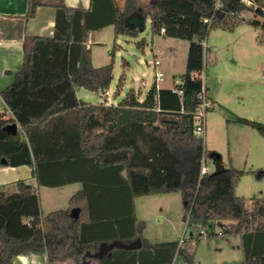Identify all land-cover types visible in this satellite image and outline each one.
Segmentation results:
<instances>
[{
	"label": "trees",
	"instance_id": "16d2710c",
	"mask_svg": "<svg viewBox=\"0 0 264 264\" xmlns=\"http://www.w3.org/2000/svg\"><path fill=\"white\" fill-rule=\"evenodd\" d=\"M215 2L91 0L89 8H79L65 0H28L26 19L35 17L40 6L55 8V31L52 37L25 38L22 66L1 91L24 136L8 132L10 121L0 115V165L2 159L5 165H30L38 185L55 186L69 180L60 176L52 181L49 173L69 174L81 164H95L103 173L118 174L127 189L123 196L95 202L84 188L71 196L66 209L40 215L33 184L18 180L13 192L0 185V264H13L24 253H46L49 263L75 264H172L178 254L194 264V253L178 241L139 249L114 246L101 258L92 255L103 242L128 244L135 239V197L170 192L180 193L188 226L200 230L213 221L240 223L244 257L233 264H264V220L251 228L255 218L264 217V201L258 200L251 217L245 197L236 192L245 170L230 166L200 175L205 143L196 132L195 115L200 95L207 91L201 77L206 39L214 28L233 32L249 22L261 30L264 42V23L245 14L256 12L262 18L261 8L254 11L240 0H223L217 9ZM147 19L152 38L164 28V35L189 41L185 71L174 77L181 81L182 96L159 88L155 80L143 101L133 90L118 105L79 98L76 86L106 92L113 80L114 50L108 64L93 66L85 44L89 32L112 25L115 36L135 38ZM210 102L208 110L215 108ZM235 121L264 136V122L239 116ZM73 208L80 210L77 218L71 216ZM30 217L31 225L18 226ZM93 230L102 234L93 235Z\"/></svg>",
	"mask_w": 264,
	"mask_h": 264
},
{
	"label": "rangeland",
	"instance_id": "374dc122",
	"mask_svg": "<svg viewBox=\"0 0 264 264\" xmlns=\"http://www.w3.org/2000/svg\"><path fill=\"white\" fill-rule=\"evenodd\" d=\"M245 14L264 23L262 18L256 17L251 11H246ZM260 31L249 22L238 26L233 32L214 28L204 44L205 63L208 68V78L205 77L204 84L209 95L211 91H218L220 98V104L206 112V130L200 135L205 143L204 156L211 173L230 166L245 170L236 192L239 196L245 197L250 214L256 212L255 206L258 200L264 201V136L235 120L239 116L264 122V42H260ZM153 38L166 52L159 57L161 65L157 66L158 70L169 68L170 71L162 85L172 86L173 76L179 78L185 71L189 41L167 35H155ZM100 39L103 44L94 46L98 57H105L114 50V53H122L134 68L133 71L131 69L126 71L122 93L126 95L132 87L136 91L141 87L146 93L154 79V69L151 65L155 62L150 22H146V28L140 32L138 38L126 35L115 36L109 31L103 33ZM214 73L222 77L221 83L214 81L212 77ZM121 74V70L117 68L114 89L111 91L113 98ZM82 93L88 98H84ZM77 96L93 104L102 102L100 92L83 87H78ZM213 153L218 154L219 161H214ZM74 188L75 186L65 187L59 189L56 194H43L41 211L47 214L53 210L66 209L69 197L75 192ZM171 196L174 199L170 210L172 215L176 214L178 217L177 222H174L179 231L176 239L181 246H185L182 242L189 239L186 247L194 253V264H217L219 259L227 261L237 256L243 259L242 251L236 256H228L229 249L218 254V257L215 240L227 243L236 239L231 236L214 239L211 235L198 239L199 230L187 226V222L182 221L185 210L180 193L175 192ZM146 198L135 199V215L139 221L143 220L146 223L145 234L152 240L167 237L170 239L173 236L169 235L173 232L174 223L172 228L170 227L172 229L170 232L169 227L161 223L162 217L158 214V206L146 201ZM26 223L27 219L24 218L18 226H26ZM192 236L194 239L191 238ZM174 259V264H188L181 255L176 254Z\"/></svg>",
	"mask_w": 264,
	"mask_h": 264
},
{
	"label": "crops",
	"instance_id": "0c3cea01",
	"mask_svg": "<svg viewBox=\"0 0 264 264\" xmlns=\"http://www.w3.org/2000/svg\"><path fill=\"white\" fill-rule=\"evenodd\" d=\"M65 2L68 6L79 7V8H89L91 0H65ZM27 8H28V0H0V101H1L0 115L2 116L4 120H9L10 121L9 123L15 122V121H12L14 119V114L7 107L6 103L2 99L1 91L4 90L7 86H9L14 81L15 72L18 71L22 66L23 58H24V49H23L24 40L26 37H32V36L52 37L55 31V15H56L55 8L50 7V6H40L37 8V13L35 17L26 19L25 14L27 12ZM147 21H149V19H147ZM109 31H112V33L114 34V28L112 25L106 26L100 30L91 31L89 32V35L85 42L86 47L89 48L91 51V62L93 66L95 67L108 64L111 61L112 57L110 53L106 55L105 57H98L94 51V46L103 44L102 39H100L101 35L105 32L109 33ZM160 35L162 36L164 35V33ZM151 42H152V53L155 56V61L159 60L160 63L158 65H161V60L159 59V57L160 55L166 54V52H164V50H162L161 47L158 44H156V42L154 41V38H152ZM119 47H122V46L119 45ZM113 59H114L113 80L111 82L109 89L106 90V93L110 96L112 104L118 105L126 97V95L129 92L128 91L125 95L121 91L122 84H123V78L126 75V71L128 69L129 70L131 69L133 71L134 68L131 66L128 59L122 53L120 54L114 53ZM158 65H156L155 62L153 65H151L154 69V79L152 83L150 84V87L153 84V82L156 80L155 73L157 71L164 72L165 79L167 77L169 68H165V70L164 69L158 70L157 68ZM117 68L121 70L122 74L119 78V82L116 84V90H114L115 91L114 92L115 99H114L112 97L111 91L112 89H114V81H115V75H116ZM205 74H206V78H208V68H207L206 63H205ZM212 75H213L212 77L214 81H217L218 83L222 82L221 76H218L215 73ZM174 77L175 75L173 76V79ZM165 79L163 81H157L158 87L171 89L173 85L172 86L162 85V82H164ZM78 87H81V86L75 87L77 95H78ZM149 88L147 89L146 93L142 91L141 87L139 88L138 91H136V89L132 87L130 91L133 90L136 94L137 99L139 101H143L146 97V94ZM206 94L208 98L214 102L215 107L216 105L220 104V98H219L218 91L217 92L211 91L210 92L211 95H209L208 92L206 91ZM82 96L84 98H88V96L85 93H82ZM83 100L86 102L92 103L91 101H88L85 99ZM71 120L72 118L68 117V121H71ZM17 124H18L17 132H20V135L22 137L24 136V131L22 127L20 126V124L19 123ZM216 155L218 156V154L216 153L212 154V156L214 157V161L217 162L220 160V157L218 156V158H216ZM1 161L3 165H0V185L5 186L7 191L13 192V191H16V182L18 180H25L33 184L37 189V197H38V202H39L40 215L41 214L45 215L41 211L43 194H47V195H49L50 193L56 194V192L59 189H62L65 187L75 186V188L73 189L75 190V192L72 195L86 188L90 190L92 197L94 194L95 202L112 200L115 196H119V195L123 196L124 189H127L126 182H124V180L120 176H118V174L116 175L111 172L103 173L100 170V168H98V166H96L95 164H93L92 167L85 165V164H81V169H79V166L74 168L71 171V173H69L70 175L64 174L63 170L62 172L59 170H55L54 172L49 173V177L52 178L51 179L52 181H55V182L59 181L60 176H65V178L69 181L68 183H64L61 185L48 186V185H38L37 184V180L33 174L32 166L26 165V164L10 166V165L4 164L6 161L5 159H2ZM51 169L52 168H50V170ZM121 175L123 177L126 176L125 172H122ZM237 187H236V191H237ZM172 193H175V192L135 197L133 200L134 214H135V199L138 197L139 198L147 197L146 201H151L156 206H158L159 208L158 214H160V216L162 217L161 223L163 226H168L171 232L172 224L174 222H177L176 218H178L176 217V214L172 215L171 210H170L172 203H173V199H174L172 198L173 196H171ZM71 196L69 197V199L71 198ZM68 204H69V200H68ZM252 215L253 213L250 214L251 217ZM263 220H264V217L255 218L251 223V228L253 230L256 229L257 225ZM182 221L187 222L184 218V215L182 216ZM145 224L146 223L143 220L139 221V219L135 215L136 237L130 242H133L139 239L141 241V247L150 246L155 243L170 242V241H178V245H179V240L176 239L177 238L176 236L179 233V231L177 230V226L175 223L173 225V232L170 233L169 235V236H172V235L173 236L170 237V239L169 237H167L166 239H159V240H152L148 235L145 234V226H146ZM192 228L197 229L196 226H192ZM205 228L208 231V234H209L208 237H210L211 235L213 236L214 239H216L217 237L218 238L223 237V239H225L226 237L231 236L234 239H236L235 241H231V242L227 241V243L219 242L218 240H215L214 242L216 246L215 250L218 251L217 255L221 254L222 252H226L228 249H229L228 256H231V255L236 256V254L241 253V251L244 254L243 242H242V229H241L239 222L237 221H213L210 224H208ZM220 232L222 233L220 234ZM92 234L101 235L102 233L99 231L95 232L93 230ZM191 238L194 239L193 236ZM188 240L189 239L187 240L185 239L182 242V244L185 245V246L182 245V247L186 248L187 251L190 252L188 248L186 247V244L189 242ZM139 248H136V249H139ZM242 260L243 259H241L240 256H237V257H233L232 260H227V261L219 259V262L217 264H233L236 262H240ZM12 261H13V264H75L73 260H67L61 263H49L46 253H24V254L15 256ZM90 264H100V262L96 260Z\"/></svg>",
	"mask_w": 264,
	"mask_h": 264
},
{
	"label": "built area",
	"instance_id": "2783aa9c",
	"mask_svg": "<svg viewBox=\"0 0 264 264\" xmlns=\"http://www.w3.org/2000/svg\"><path fill=\"white\" fill-rule=\"evenodd\" d=\"M240 1L243 2L248 7H252L254 11H256L258 8H261L262 11L264 12V0H261L262 4H258L257 0H240ZM222 4H223V0H216V2H215V6H216L217 9L220 8L222 6ZM253 13L256 15V17H259L256 14V12H253ZM262 19L264 20V15H263ZM161 32L165 33V29L161 28ZM159 63H160L159 60L155 61L156 65H158ZM201 77H202V80L204 82V79L206 77L205 71H203L201 73ZM155 78H156V81H163L165 79V73L162 72V71H157L155 73ZM180 84H181L180 79H178V78L174 79L173 87L171 89H172L173 92H175L178 95L182 96L183 91L179 87ZM100 95L102 97V103L103 104H112L111 98L106 92L100 91ZM200 99H201V104L198 107V109L196 111V115H195V122H196V128L195 129H196V132L199 135L205 133V130H206V112L208 111V108H210L212 106V104H211V102H210L205 90L202 91V93L200 95ZM208 172H209V168L207 167V161H206L205 156H204L202 164H201L200 175L201 176L205 175ZM33 222H34V218L33 217L27 219V225H31ZM221 233L222 232H220V234ZM208 235L209 234H208L207 229L205 227H202L199 230L198 239L206 238V237H208ZM179 246H180V244H179ZM174 260H173L172 264H174Z\"/></svg>",
	"mask_w": 264,
	"mask_h": 264
},
{
	"label": "water",
	"instance_id": "95a60500",
	"mask_svg": "<svg viewBox=\"0 0 264 264\" xmlns=\"http://www.w3.org/2000/svg\"><path fill=\"white\" fill-rule=\"evenodd\" d=\"M5 129L12 133V134H16L17 131H18V124L16 122L14 123H9L5 126ZM216 158H218V156L216 155ZM79 208H73L71 210V216L73 218H77L79 216ZM114 246H118V247H123V248H127V249H136V248H139L141 247V241L138 239L136 241H133V242H130L128 244H124L122 242H119V241H114L113 243L111 244H107L105 242H103L101 245H100V249L99 251L93 253L92 255L96 258H101L103 257V255H105L110 249H112ZM90 254V253H88Z\"/></svg>",
	"mask_w": 264,
	"mask_h": 264
}]
</instances>
